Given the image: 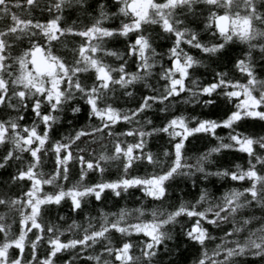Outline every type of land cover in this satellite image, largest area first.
Instances as JSON below:
<instances>
[{
  "label": "snow or ice",
  "instance_id": "1",
  "mask_svg": "<svg viewBox=\"0 0 264 264\" xmlns=\"http://www.w3.org/2000/svg\"><path fill=\"white\" fill-rule=\"evenodd\" d=\"M0 264H264V0H0Z\"/></svg>",
  "mask_w": 264,
  "mask_h": 264
},
{
  "label": "trees",
  "instance_id": "2",
  "mask_svg": "<svg viewBox=\"0 0 264 264\" xmlns=\"http://www.w3.org/2000/svg\"><path fill=\"white\" fill-rule=\"evenodd\" d=\"M137 195H139V193H137Z\"/></svg>",
  "mask_w": 264,
  "mask_h": 264
}]
</instances>
